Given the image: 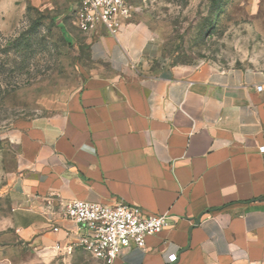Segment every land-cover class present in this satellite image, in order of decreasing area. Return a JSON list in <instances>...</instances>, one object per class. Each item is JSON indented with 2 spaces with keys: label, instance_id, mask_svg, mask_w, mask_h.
I'll list each match as a JSON object with an SVG mask.
<instances>
[{
  "label": "crops",
  "instance_id": "crops-1",
  "mask_svg": "<svg viewBox=\"0 0 264 264\" xmlns=\"http://www.w3.org/2000/svg\"><path fill=\"white\" fill-rule=\"evenodd\" d=\"M28 2L70 11L77 0ZM149 18L136 7L116 36L83 34L94 67L54 116L23 125L0 264H102L62 217L74 199L166 216L113 264H264V71L207 61L152 71Z\"/></svg>",
  "mask_w": 264,
  "mask_h": 264
},
{
  "label": "rangeland",
  "instance_id": "rangeland-1",
  "mask_svg": "<svg viewBox=\"0 0 264 264\" xmlns=\"http://www.w3.org/2000/svg\"><path fill=\"white\" fill-rule=\"evenodd\" d=\"M130 1L160 40L152 71L204 61L264 71V0ZM69 12L0 0V218L12 207L23 125L54 116L94 67Z\"/></svg>",
  "mask_w": 264,
  "mask_h": 264
},
{
  "label": "built area",
  "instance_id": "built-area-1",
  "mask_svg": "<svg viewBox=\"0 0 264 264\" xmlns=\"http://www.w3.org/2000/svg\"><path fill=\"white\" fill-rule=\"evenodd\" d=\"M133 11L128 0H77L70 14L73 25L82 34L103 26L116 36L121 20L130 17ZM257 149L264 155V142ZM61 214L84 230L78 236V245L102 264H113L122 250L132 244L144 248L146 237L158 234L166 224L165 215L146 213L122 199L114 204L74 199L62 206ZM175 258L176 255L170 256L172 261Z\"/></svg>",
  "mask_w": 264,
  "mask_h": 264
},
{
  "label": "water",
  "instance_id": "water-1",
  "mask_svg": "<svg viewBox=\"0 0 264 264\" xmlns=\"http://www.w3.org/2000/svg\"><path fill=\"white\" fill-rule=\"evenodd\" d=\"M121 264H128V263H121Z\"/></svg>",
  "mask_w": 264,
  "mask_h": 264
}]
</instances>
